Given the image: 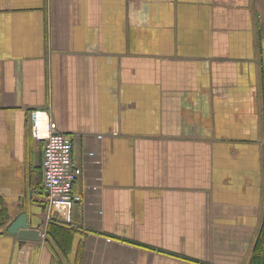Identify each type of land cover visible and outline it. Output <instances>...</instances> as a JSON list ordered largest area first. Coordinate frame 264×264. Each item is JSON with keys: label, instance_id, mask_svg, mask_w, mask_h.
I'll use <instances>...</instances> for the list:
<instances>
[{"label": "crops", "instance_id": "0c3cea01", "mask_svg": "<svg viewBox=\"0 0 264 264\" xmlns=\"http://www.w3.org/2000/svg\"><path fill=\"white\" fill-rule=\"evenodd\" d=\"M47 120L75 140L68 240ZM24 207L39 242L8 232ZM0 216V264H254L264 0H0Z\"/></svg>", "mask_w": 264, "mask_h": 264}, {"label": "built area", "instance_id": "2783aa9c", "mask_svg": "<svg viewBox=\"0 0 264 264\" xmlns=\"http://www.w3.org/2000/svg\"><path fill=\"white\" fill-rule=\"evenodd\" d=\"M42 117V113L38 112V126ZM37 136L45 141L42 168L44 188L48 192L46 201L53 213L49 215V220L71 223L74 202L80 200V196L74 194V186L81 178L80 170L75 164V140L58 131L48 120L45 132L37 133ZM58 207L66 210L65 219L56 210Z\"/></svg>", "mask_w": 264, "mask_h": 264}, {"label": "water", "instance_id": "95a60500", "mask_svg": "<svg viewBox=\"0 0 264 264\" xmlns=\"http://www.w3.org/2000/svg\"><path fill=\"white\" fill-rule=\"evenodd\" d=\"M45 196H48V192L45 193ZM23 209L24 211L17 216L12 217L11 215L8 217V221H10L8 232L16 235L21 242H39L44 235L41 231L44 221L34 224L38 213L30 207H24Z\"/></svg>", "mask_w": 264, "mask_h": 264}, {"label": "trees", "instance_id": "16d2710c", "mask_svg": "<svg viewBox=\"0 0 264 264\" xmlns=\"http://www.w3.org/2000/svg\"><path fill=\"white\" fill-rule=\"evenodd\" d=\"M6 214V215H5ZM3 213V214H1V216H3V218H4V220H6L7 219V217H8V213ZM0 216V217H1ZM5 216V217H4ZM72 221H73V218H72ZM67 224H69L68 222H66V221H61L60 222V224H59V222H57V221H55V220H52L51 222H50V224H49V232L50 233H53V234H55V233H57L58 235H59V239L61 240H68V238H67V236H65V233L64 232H54L53 230H52V228H53V226L52 225H61V226H64V225H67ZM61 234V235H60ZM56 235V234H55ZM55 237V236H54ZM255 261H254V264H261V262H262V259L264 258V248L263 247H261L260 245H258L257 246V249H256V252H255Z\"/></svg>", "mask_w": 264, "mask_h": 264}, {"label": "bare ground", "instance_id": "6f19581e", "mask_svg": "<svg viewBox=\"0 0 264 264\" xmlns=\"http://www.w3.org/2000/svg\"><path fill=\"white\" fill-rule=\"evenodd\" d=\"M46 126H47V124H46ZM46 128V127H45Z\"/></svg>", "mask_w": 264, "mask_h": 264}, {"label": "rangeland", "instance_id": "374dc122", "mask_svg": "<svg viewBox=\"0 0 264 264\" xmlns=\"http://www.w3.org/2000/svg\"><path fill=\"white\" fill-rule=\"evenodd\" d=\"M68 135V134H67Z\"/></svg>", "mask_w": 264, "mask_h": 264}]
</instances>
